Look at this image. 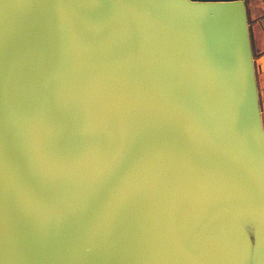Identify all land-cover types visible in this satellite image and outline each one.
Masks as SVG:
<instances>
[{"label": "water", "instance_id": "obj_1", "mask_svg": "<svg viewBox=\"0 0 264 264\" xmlns=\"http://www.w3.org/2000/svg\"><path fill=\"white\" fill-rule=\"evenodd\" d=\"M66 113L105 144L177 130L111 224H70L29 195L13 162L14 150L40 163ZM0 264H264L244 0H0Z\"/></svg>", "mask_w": 264, "mask_h": 264}, {"label": "snow or ice", "instance_id": "obj_2", "mask_svg": "<svg viewBox=\"0 0 264 264\" xmlns=\"http://www.w3.org/2000/svg\"><path fill=\"white\" fill-rule=\"evenodd\" d=\"M57 118L60 130L42 145L40 163L14 150L11 156L29 195L41 205L59 207L70 224H111L140 190L142 176L162 161L161 141L178 139L173 127L148 126L105 144L94 128L78 126L68 113ZM89 134L95 139L82 148ZM82 169L88 171L86 183L69 185L68 179Z\"/></svg>", "mask_w": 264, "mask_h": 264}, {"label": "crops", "instance_id": "obj_3", "mask_svg": "<svg viewBox=\"0 0 264 264\" xmlns=\"http://www.w3.org/2000/svg\"><path fill=\"white\" fill-rule=\"evenodd\" d=\"M231 1V0H202ZM255 82L264 131V0H244Z\"/></svg>", "mask_w": 264, "mask_h": 264}, {"label": "rangeland", "instance_id": "obj_4", "mask_svg": "<svg viewBox=\"0 0 264 264\" xmlns=\"http://www.w3.org/2000/svg\"><path fill=\"white\" fill-rule=\"evenodd\" d=\"M195 1V0H194Z\"/></svg>", "mask_w": 264, "mask_h": 264}]
</instances>
